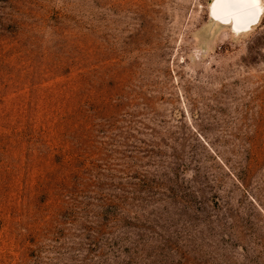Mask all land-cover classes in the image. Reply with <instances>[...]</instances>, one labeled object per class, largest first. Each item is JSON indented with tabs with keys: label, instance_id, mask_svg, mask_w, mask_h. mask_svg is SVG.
<instances>
[{
	"label": "rangeland",
	"instance_id": "1",
	"mask_svg": "<svg viewBox=\"0 0 264 264\" xmlns=\"http://www.w3.org/2000/svg\"><path fill=\"white\" fill-rule=\"evenodd\" d=\"M214 1L0 0V264H264V9Z\"/></svg>",
	"mask_w": 264,
	"mask_h": 264
},
{
	"label": "bare ground",
	"instance_id": "2",
	"mask_svg": "<svg viewBox=\"0 0 264 264\" xmlns=\"http://www.w3.org/2000/svg\"><path fill=\"white\" fill-rule=\"evenodd\" d=\"M263 3L244 2V0H215L211 7V16L231 25L235 31L249 29L259 22L263 14ZM253 23L250 27L249 24Z\"/></svg>",
	"mask_w": 264,
	"mask_h": 264
},
{
	"label": "snow or ice",
	"instance_id": "3",
	"mask_svg": "<svg viewBox=\"0 0 264 264\" xmlns=\"http://www.w3.org/2000/svg\"><path fill=\"white\" fill-rule=\"evenodd\" d=\"M244 2H249V3H258L259 0H244Z\"/></svg>",
	"mask_w": 264,
	"mask_h": 264
},
{
	"label": "water",
	"instance_id": "4",
	"mask_svg": "<svg viewBox=\"0 0 264 264\" xmlns=\"http://www.w3.org/2000/svg\"><path fill=\"white\" fill-rule=\"evenodd\" d=\"M253 23H250L248 27H250Z\"/></svg>",
	"mask_w": 264,
	"mask_h": 264
}]
</instances>
